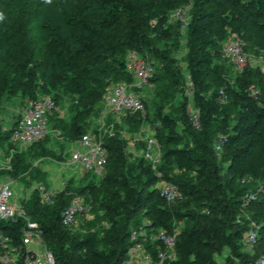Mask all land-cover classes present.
<instances>
[{"label": "trees", "instance_id": "obj_1", "mask_svg": "<svg viewBox=\"0 0 264 264\" xmlns=\"http://www.w3.org/2000/svg\"><path fill=\"white\" fill-rule=\"evenodd\" d=\"M55 6L60 11L59 23L46 26L43 32L47 38L49 67L59 80L68 79L70 91L79 101L71 120L61 121L67 140H78L87 133L86 117L105 96L112 77L133 76L127 67L128 53L135 51L146 59L152 55L162 61L151 78L157 92L153 99L155 130L162 146V158L164 161L191 159L202 176L194 181L186 176H173L164 166L160 168L161 174L149 166L143 168L141 184L126 190L122 200L124 223L120 228L115 226L110 240L115 252L111 255L98 250L95 236H83L68 245L72 228L63 223L62 211L74 195H81L92 186L76 192L69 179L50 205L43 204L36 191L34 198L24 200L23 205L31 219L39 223L44 243L55 254L57 263L121 264L133 244L132 228H140L145 212L151 216L148 227L154 231L161 228L172 231L174 222L188 221L187 229L177 238V259L165 264H256L264 256V182L259 181L264 179V71L260 67L245 68L236 78L235 87L230 82L215 86L211 78H223V45L232 34L246 45L264 48V40L253 37L255 33L264 34V0H72L66 11L57 8V3ZM186 6L191 7L187 64L194 83L193 105L200 113L199 127L194 126L189 114L184 78L173 67L176 63L173 50L157 44V41L167 44L180 38L182 23L171 24L170 13ZM32 14L25 11L0 18V55L3 57L0 88L7 96L22 93L34 99L39 94L38 79L45 68L42 62H33L31 55ZM46 19L51 23L48 16ZM102 31L116 32L102 42ZM50 79L49 75L46 81ZM169 84L173 86L172 92L167 87ZM252 84L261 87L257 96L251 93ZM42 89L41 94L50 93V86L44 85ZM176 90L181 92L182 99L174 115L165 110L174 102ZM51 95L58 104L57 97ZM232 100L238 105H233ZM140 114L125 116L130 124L140 125L143 121ZM15 124L16 121L6 132L9 138ZM5 139L4 135L0 136V146ZM43 141L29 148L36 155L44 154ZM184 141H189V145ZM104 144L109 154L104 181L109 182L113 181L112 169L122 167L121 145L115 139ZM23 155L16 153L11 160L14 176L25 166ZM228 173H234L238 182L232 192L226 181ZM161 181L176 183L183 193L182 199L168 202L157 186ZM249 195L254 197L248 208L255 212L259 225V239L252 254L242 251L243 234L250 225L245 218H238ZM191 198L204 199L200 204L206 210L189 209ZM148 205L155 211L147 210ZM182 206L188 209L182 211ZM25 225L23 217L2 220L0 232L9 235L12 244H18L23 250ZM158 243L145 245L154 258ZM224 248L229 249V254L223 253ZM4 250L0 243V256ZM19 264H24V255Z\"/></svg>", "mask_w": 264, "mask_h": 264}, {"label": "rangeland", "instance_id": "obj_2", "mask_svg": "<svg viewBox=\"0 0 264 264\" xmlns=\"http://www.w3.org/2000/svg\"><path fill=\"white\" fill-rule=\"evenodd\" d=\"M72 0H0V17H11L20 15L22 12L31 11L33 12V22L30 24L31 30L30 35L32 41L30 42L31 55L33 62H42L44 64L45 71L41 73L38 82L39 89L38 93H43L42 87L44 85L50 86V93L54 94L58 99L59 110L53 115L51 120V126L49 133L44 138L41 144V150L45 149L46 152L43 154H37L33 148H22L17 144L13 143L9 135L6 132L12 128L15 121L20 117L21 112L25 108L26 104L30 100L28 96L19 93L13 96H7L3 93L0 88V136H5V141L0 147V180L9 179L16 183L17 197L32 199L35 196V187L41 181L46 182L45 173L41 169V162L47 163L49 160H58L68 158L70 156L71 144L67 140L63 128L61 127L62 122H69L75 112L79 101L77 96L73 95L70 91V83L68 79L59 80L58 75L52 72L49 67V57L47 52V38L43 35L46 31V26L56 25L59 23V10L56 9L55 3L59 4L57 8H63V10H68ZM46 5L47 8L41 7L40 5ZM43 6V5H42ZM4 9L6 11L4 12ZM182 10V15H178V11L174 10L170 13V22L174 24L175 22H181V36L178 39H173L165 44L164 41H157V44L163 48L173 50L172 56L175 60V65L173 66L175 70L181 72L184 81L185 88L188 84L189 72L187 64V53H188V24L191 19V7L187 6ZM48 16L49 23L46 19ZM1 18V19H2ZM116 31H102L100 41L105 42L110 39ZM1 34V33H0ZM1 36V35H0ZM233 35H231L232 38ZM254 38H259L264 40L263 33L253 34ZM2 43V38H0V44ZM243 50L246 53L247 59L244 65H237L228 56L224 55L221 62L224 73L223 78L219 77L211 78V82L215 86H223L227 82L235 87L236 78L243 72L247 67H260L264 71V48H257L258 46L246 45L245 42L242 44ZM3 57L0 55V63H2ZM147 60L153 64V66L158 69L162 65V61L154 58L152 55H148ZM173 68V69H174ZM51 76L50 81H46L48 76ZM130 84L132 89L138 94H140L146 101L145 112H142V123L140 125L130 124L125 118V115L118 116L107 106L106 95L100 100L99 103L88 113L86 117L87 122V132H92L93 134H99L100 138L104 142H110L115 139L120 145V164L121 168L112 169L111 177L113 181L105 182V175H94L90 172L80 175L79 178H71L69 184L71 183L72 190L76 189V192L81 190L86 186H92L91 190H86L81 194L82 198L89 204L91 217L83 220L78 227L72 228L71 236L68 240V245L83 236H95L97 238V248L98 250H105L107 255H111L115 252V247L110 243L111 236L113 237L115 232V226L120 228L124 223L123 219V207L122 200L125 198V192L129 188L138 187L141 184V180L144 176L143 168L149 166L157 174H161V167L164 166L166 170L170 172L173 176H186L192 178L194 181L201 179L199 172L196 170V162L191 159H172L169 161L163 160L162 146L159 143L161 152L154 150V159L147 158L146 151L149 149L148 141L151 134H156V107L154 106L153 99L156 92V86L154 80L150 79L146 84L142 86H137L135 83V78L131 76H121L120 78H111L107 85L106 93L110 92L114 85L119 83ZM168 89L170 92L173 91V86L169 84ZM251 88L258 89L261 91L260 86L255 84L251 85ZM178 90V89H177ZM174 91L175 100L174 102L166 108L165 111L172 114H176V110L180 105L182 99V94L179 91ZM234 101V102H233ZM233 105H238L236 100H232ZM237 114V112H235ZM234 114V115H235ZM189 140V139H187ZM184 144L189 145V141H184ZM43 151V150H42ZM23 152L25 155H23ZM16 153L22 154L25 157V166L17 174H12L11 160ZM159 157V158H156ZM68 160V159H65ZM72 166L67 165L65 171L72 172ZM34 171V173H33ZM226 181L230 184L229 192L238 185L237 178L234 173H228L226 175ZM262 183L264 179H260ZM163 181L159 182L157 186H160ZM13 183V184H14ZM235 186V187H234ZM97 187V189H94ZM31 188L32 194L27 193L28 189ZM28 190V191H27ZM74 191V193H76ZM119 192V193H117ZM73 193V194H74ZM26 200V199H25ZM188 203L189 209H196L205 211L206 207L201 206V202L204 199H189ZM200 201V202H199ZM249 202H245L243 207L238 213V218H245L249 225L252 227L258 224L257 218L255 217V212L248 208ZM186 206L180 207L182 211L186 210ZM187 208V209H188ZM147 210L155 211V208H151L149 205ZM263 210V209H262ZM143 215V223L140 225L139 231H143L149 238L144 241L145 244L153 242L155 238V231L148 227V223L151 220L150 215ZM256 219H255V218ZM176 228L181 231L187 229L188 221L180 220L173 223ZM137 230L135 227L132 228V232ZM13 247L19 248L18 244H13ZM14 248V249H15ZM12 249V248H11ZM242 251L245 253L252 254L254 252V247L248 243V241L242 242ZM264 252V247L262 248ZM225 255L229 254V249L224 248ZM222 259V258H221ZM130 261V262H129ZM121 264H143L140 259L134 260L133 258L126 257Z\"/></svg>", "mask_w": 264, "mask_h": 264}, {"label": "built area", "instance_id": "obj_3", "mask_svg": "<svg viewBox=\"0 0 264 264\" xmlns=\"http://www.w3.org/2000/svg\"><path fill=\"white\" fill-rule=\"evenodd\" d=\"M187 7V6H186ZM184 9V8H183ZM178 15H182V10H177ZM226 40L223 45V53L237 65H244L247 56L243 50L244 42L236 35ZM127 67L135 78L137 86L146 84L154 75L155 67L145 57L135 51H130L127 55ZM127 83L114 85L110 92L106 93L107 106L118 116L145 112L146 106L143 97L131 90ZM251 89L255 96L259 94L258 89ZM194 83L189 76L188 84L184 91L189 98L188 110L194 126L201 125L199 109L193 105ZM59 110L55 98L51 94H38L34 99H30L16 120L11 134V140L15 144L31 146L42 141L50 130V115ZM149 149L146 151L147 158L154 159L153 151L161 152L156 134H151L148 141ZM220 148V146H217ZM108 150L104 140L99 134L87 132L83 134L72 147L69 161H64L74 168L80 175L88 172L96 175H105L107 172ZM159 158V157H156ZM67 180L63 182V188H53L45 183H38L35 190L40 195V201L45 205L53 204L54 199L65 188ZM161 196L168 202H177L182 199L183 193L180 187L170 181H163L158 186ZM254 196H247L249 202ZM25 198L16 196L12 181L0 182V221L16 220L23 217L26 225L23 228V240L25 252L22 247L15 248L12 238L0 232V243L4 251L0 256L1 264H19L20 258L24 255V264H58L55 254L47 248L44 243L42 230L37 221L31 219L23 205ZM91 217L90 206L81 195H74L69 204L62 211L63 223L70 227H78L83 220ZM181 230L174 228L172 231L161 228L155 232V242L158 243L157 257L147 250L145 242L149 237L138 229L132 232L133 244L129 248L128 256L134 260L140 259L143 264H165L177 259V238ZM259 239V225L250 226L243 234V242L248 241L253 247ZM12 248V249H11ZM15 248V249H14ZM23 254V255H22ZM130 262V261H129ZM256 264H264V256L256 261Z\"/></svg>", "mask_w": 264, "mask_h": 264}, {"label": "crops", "instance_id": "obj_4", "mask_svg": "<svg viewBox=\"0 0 264 264\" xmlns=\"http://www.w3.org/2000/svg\"><path fill=\"white\" fill-rule=\"evenodd\" d=\"M58 112V110L56 111ZM56 112H54L52 115H55ZM126 118L124 117V120ZM127 120V119H126ZM76 142L77 140L75 141H69V143L71 144V149L73 146L76 145ZM18 146H21L22 148H26V147H29V146H24V145H20V144H17ZM1 147V146H0ZM71 149L69 152H71ZM69 158H65V159H68V160H62V159H58V160H49L47 163L45 162H41V169H43L44 173H45V178H46V182L45 184L49 187H53V188H63V182L65 180H69L71 178H79L80 174H78L77 171L74 170V168H72V172H67L65 171L66 169V166L67 164L64 162V161H69ZM1 165V163H0ZM8 182V181H11L9 179H4V180H0V182ZM14 183V181H12ZM44 183V181H41ZM14 186V189H15V193L17 194V188H16V183L13 184ZM30 190V191H28ZM27 193H30V195L32 194V190L31 188L28 189ZM36 192V190H35ZM25 199H27V196H25ZM154 231V230H153ZM156 232V231H155ZM155 234V233H154ZM150 244H155V241L153 239V242H150ZM146 245V244H145Z\"/></svg>", "mask_w": 264, "mask_h": 264}, {"label": "clouds", "instance_id": "obj_5", "mask_svg": "<svg viewBox=\"0 0 264 264\" xmlns=\"http://www.w3.org/2000/svg\"><path fill=\"white\" fill-rule=\"evenodd\" d=\"M0 18H2V17H0Z\"/></svg>", "mask_w": 264, "mask_h": 264}]
</instances>
